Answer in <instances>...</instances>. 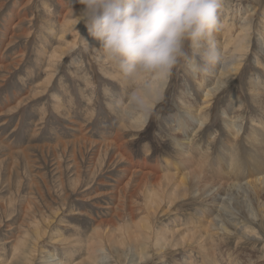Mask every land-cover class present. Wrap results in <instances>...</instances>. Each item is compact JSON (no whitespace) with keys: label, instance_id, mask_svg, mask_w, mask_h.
Returning <instances> with one entry per match:
<instances>
[{"label":"rangeland","instance_id":"obj_1","mask_svg":"<svg viewBox=\"0 0 264 264\" xmlns=\"http://www.w3.org/2000/svg\"><path fill=\"white\" fill-rule=\"evenodd\" d=\"M230 3L242 9L235 18L237 26L254 9L259 12L253 21L251 46L238 75L214 96L209 110L200 112L210 117L203 137L191 147L188 143L199 121L175 132L173 127H178L179 122L172 123V117L178 112L185 114L191 105L200 109L204 93L214 89L221 74L227 72L222 71L223 64L231 62V57L222 55L213 71L210 67L195 73L192 69L201 62L189 50V58L178 63L167 78L163 97L149 112L147 131L136 132L134 128L124 129L123 123L137 122V113L145 111L138 104L137 93L155 82L153 73L125 76L104 57L84 25L78 30L81 6L76 0H0V264H10L17 238L27 235L24 238L28 245H33L34 223L45 232L34 264L52 261L46 258L50 253L59 259L54 264H86L90 260L100 263L104 257L100 264H130L136 257L131 259L129 247L127 252L119 251H125L128 258L121 252L122 259L118 260V253L114 255L106 246L104 255L96 254L97 240L113 244L121 237V226L146 220H151L152 234L167 230V238L179 240L190 233L191 226L202 229L220 218L221 205L214 204L211 209L207 202L219 188L225 193L219 203L228 200L229 195L226 207L238 217L235 222H247V229L238 230L233 221H227L232 233L219 230L213 254L204 253L192 240L191 245L186 243L182 249L172 248L165 253L152 247L150 258L143 263L186 264L184 261L191 259L194 264H215L214 260L219 264H264L260 203L251 190L242 189L247 179L226 181L220 175L230 172L242 176L246 172L237 166H233L234 171L230 169L224 157L233 139L226 122L235 106L244 104L241 121L245 134L235 152L243 167L255 153L246 138L252 130L251 120L264 118L261 105L252 96L257 79L264 87V0ZM227 9L218 10L219 21ZM219 31L214 33V39L220 41L217 46L222 54ZM74 42L77 46L70 49ZM68 50L71 51L67 53ZM55 54H64L59 63L51 59ZM260 93L264 101V89ZM234 96H239L242 103L234 102ZM188 154L196 159L187 160ZM204 157L208 166L201 171L197 165ZM199 171L216 179L217 186L209 192L213 180L196 185L203 191L192 190L182 197L181 190L176 189L179 178L170 181L173 174L192 173L193 178V173ZM213 171L219 177L215 178ZM231 185L242 187L232 189ZM159 191L167 198L157 208L148 199ZM171 196L176 199L169 208ZM244 231L247 242L240 241ZM223 236L227 237L223 246L216 248ZM43 250L49 253L44 255Z\"/></svg>","mask_w":264,"mask_h":264},{"label":"bare ground","instance_id":"obj_2","mask_svg":"<svg viewBox=\"0 0 264 264\" xmlns=\"http://www.w3.org/2000/svg\"><path fill=\"white\" fill-rule=\"evenodd\" d=\"M230 1L231 0H221V7L220 8H223V9L229 8V9H227L226 14L224 16H222L223 20H220V28H219L220 29L219 33H221V38L223 40V42H221V45L224 46L222 55L232 58L231 62H229V63L225 62L223 64L222 71H227V72H225V73L221 72L222 73L221 77H220L221 79L218 80L219 82L217 81L216 85L214 86V89L206 90V92L204 93L203 98H202L203 103L200 106V109L199 108L195 109L196 106L194 105V107H192V105H191L189 110L185 114H183V113L181 114L178 112L172 117L173 118L172 123L175 124V123L179 122V123H177L179 125H180V123H183L180 126L178 125V127H173V130L175 132H177L179 129L186 130L187 128H189L191 126L192 123H194L197 120L199 121V123L197 124L198 127L196 130V133H195L194 137L192 136L193 137L192 141H190L188 143V146L190 144L191 147L194 144L195 140H197V139L200 140L201 137H203V133L205 132V126L207 125L208 118L210 117L206 114L200 115V112L209 110L214 104V102H213L214 96H216V94H218L219 91L221 89H223V87L225 88V86H227L228 83L231 82V80H232V78H234V76L238 75L239 71L241 70L243 61L245 59V54L248 53L247 50H249L250 46H251V43H250L251 40L250 39L252 37L251 32H252L253 21H254V17L257 16V14H259V12H257V10L254 9L253 12L251 11L250 16L244 18L243 22L240 23V26H237L236 25L237 19H235V18H236V16L237 17L239 16V13L241 12L242 9H241V6L238 7L237 5H232L230 3ZM231 15H233V16H231ZM82 25H83L82 23H80L78 25V30L79 29L81 30ZM262 26L263 27H261L262 28L261 33L262 32L264 33V23ZM262 38L264 39V35L262 36ZM219 42L220 41H216V44H219ZM77 44H78L77 42L71 43L69 45L70 49L76 47ZM221 45H220V48H222ZM217 47H219V46H217ZM96 50H97V48H96ZM69 51H71V50H68L67 53ZM63 55L64 54H62V55L55 54L51 59L57 60L55 62L59 63L62 60ZM229 65H231V67H227ZM215 66L216 65L212 66L211 71H213ZM194 72L196 73V71H194ZM134 78L137 79L138 77H134ZM151 78H154L155 82H153L152 85L148 89L141 90V92L137 93L138 104H139V106H142V109H145V111H142L144 113H142V112L137 113L139 120H137V122H135V123L134 122H128V123L124 122L123 123L124 129H128L130 127L131 129L134 128V129L138 130L136 132H140L143 129H144L143 130L144 132L147 131V129H145V128H147L150 124L149 112L156 107V105H157L156 102L159 101L163 97L164 91H165V85L167 82V79H163L161 77H159V78H161V79H159L158 75H156V74L154 75V73L151 75ZM252 86H253V88H252L253 99L257 100L256 104L258 103L259 105H261V107H262L261 111L263 112V115H264V101L261 100V98L259 97V95L261 94L260 92L264 89V87L262 86L260 80H258V79ZM124 87H123V89L126 92L127 90H125ZM233 101L236 103H242V100H240L239 96H234ZM243 106H244V104L242 106H239V105L235 106L236 108H234L232 115L229 116V119L226 122V130L228 131L229 136L233 139H231L232 143L230 144V147L229 148L227 147L229 149V152L224 153V157L227 159L226 163L229 165L230 169L232 167L233 171H234L233 166H237L243 170L246 169L245 170L246 172L242 176L240 174L236 175V174H232L230 172L228 174H225V175L224 174H220V175L222 176V179L226 180V181L232 180V179H241V178H243L244 180L247 179L246 187L245 186L242 187L240 185H238V186L231 185V186H229V188L235 189L238 187V189H239L242 187V189L245 188L247 191L251 190L254 194L255 200L260 203V207H259L260 209H258L257 207L256 208L258 209L260 216L263 218L264 217V205H263L264 204V118L259 117L258 120H255L254 118L251 120L250 127L252 130L250 133H248L246 135V138H247L248 142L250 144H252V148L254 147L255 153L251 154L250 162L248 164L245 163V167H243L241 165V163H238L236 158H235V152L237 151V153H238L237 147L239 146L240 139L245 134V133H243V130H242L243 129V122L241 121V116H242L241 111H242ZM131 109H136V108H131ZM133 112L135 113V111H133ZM140 113H142V115ZM192 113L193 114L196 113L197 115H192ZM187 116L191 117L190 120L188 119ZM186 117L188 120L186 119ZM175 126H177V125H175ZM254 149H253V151H254ZM191 151H192V149H191ZM194 156L196 157V155H194ZM187 157H189L190 159H196V158H192V156L190 154H188L186 156V159H187ZM207 157H204L201 160L202 164L197 165L198 167H200L201 171H203L204 167L208 166V165H205V163L208 161ZM197 160H199V159H197ZM196 162H197L196 164H198V161H196ZM251 168L254 169L253 170L254 172H251V170H250ZM215 171H213V172H215ZM213 172H212V174L214 175V174H216L217 171L215 173H213ZM191 174L192 173H190V174L188 173L187 175L173 174V178L170 179V181H173V179L176 176L179 178V179H177V181H179V182H178L176 189L181 190L182 195H183L182 197L188 196L189 193L202 192L203 191L202 186L205 185V183H208L209 181L213 180V183H212L213 187H211V190H209V192H212L213 189L218 184V182L217 183L215 182L216 179L214 180V179L209 178L208 176H206L207 174L201 175L200 171L195 172V174L193 173V175H194L193 178L191 177L192 176ZM218 175H216V176H218ZM216 176L214 175L215 178H217ZM189 177H191V179H189ZM195 180H196V182H195ZM156 181H158V180H156ZM196 185L197 186L202 185V186L196 188ZM221 189L222 188H219L218 193L217 194L215 193L214 197H210L209 201L207 200L208 203H211L210 204L211 209H213V207L215 206L214 204H217L216 206H218V205L224 206V207H221V206L219 207L218 212L220 211V213L218 214V216L220 218L212 220L209 223L208 227L204 226L202 229H198L199 227L191 226L188 230L190 232L189 234L181 236V238L179 240H173L172 241V239L167 238V236L164 234V233L169 232L167 230H164L165 232L161 233V234H158V233L152 234V232H151V230H152L151 220H146L143 223L142 222H132V224L128 225L127 227H125L124 225L120 227V232H121L120 236L121 237L117 241L113 242V244L104 243L105 240L104 241L103 240H97L99 243V247H97L96 250L94 249L96 251L95 253L96 254L98 253L99 255H104V253H106V249H105V246H106V247H108V250L111 249L110 251L114 255H115V253H118L117 259L119 260V259H122V253L125 254L127 252L126 247H129L128 250H130L132 253L131 259L133 260V258L136 257V259H134V261H131L130 264H147L148 261L146 263H143V262L145 260H147V257L150 258V256H149L150 255V249L152 247L155 248L157 250V252H159V253H165V251H168L172 248L175 251H176V249H182L184 244L189 243L192 240H195L194 243H198L197 246H199V248L202 249V251L204 253H207L208 251H210L213 254L214 249H215L213 244L215 242H218V236L217 235L219 233V230L223 233H225V232L226 233H232L231 230L229 229L228 224L226 223L227 221L228 222L233 221L231 223L234 225L235 228L238 227L237 228L238 230H240V228H242V227L244 229H247V227H248L247 222H243L244 225H241L239 223L241 219H239L238 222H235V219L238 220V217L236 218L235 213L233 211H231L229 206L226 207V202L229 201V195L227 197L228 200H223L222 203H219V200H222L221 197L225 196V193L223 194V191ZM242 189L240 191H242ZM192 190H194V191L192 192ZM171 192H172V190H171ZM205 194H207V193L205 192L203 194V196ZM149 197H150V199H148V200L151 201V202L150 201L149 202L152 205L156 206L157 208H159L160 204L163 201H165L167 198L160 191L151 193V195ZM174 199H176V197ZM174 199L172 196H171V199H168V205H170L169 208H171L173 206ZM224 213L229 214L230 217H226L224 215ZM262 218H261V220H262ZM219 219H221L223 221H221ZM250 223L253 224L254 221L252 220ZM34 224H35L34 229H36V234H35V236L31 237L34 239L33 243H32L33 245H31V246L28 245L26 239L24 238L27 235L22 236L23 238L22 237L17 238V240L15 241V246H14V250H13L14 255L11 259L10 264H34L35 252L37 250V247L41 243L40 241L45 236V232L43 231V229L40 228L39 224H37V223H34ZM253 233H254V231H253ZM245 235H247V233L244 231L243 236L240 237V241L245 240V237H244ZM254 236L257 238L256 233H254ZM225 238H227V237L223 236V237L219 238L220 242H219V244L216 245V248L223 246V240ZM108 240L109 239H106V241H108ZM245 241L247 242V240H245ZM246 242H243V243H246ZM189 244L186 245V247L189 246ZM203 244H204V246L206 245L209 247L204 248ZM120 249L125 250L126 252L121 251L122 252L121 253V252H119ZM46 253H49V252H46L45 250H43V254L46 255ZM56 256L57 255L50 253V256H48L46 258H51L52 261L46 262V264H54L56 262H59V259H57ZM96 256H98V255H96ZM126 256L128 258L127 253L125 254V257ZM206 256H207V254H206ZM190 257H188V258H190ZM211 257L213 258V256H211ZM90 258H95V256L90 257ZM104 259H106V257H104ZM104 259H101L100 263L103 262ZM214 261H215V264H219V261H216V260H214ZM184 262H186V264H194V262H192L191 259L185 260ZM209 262H211V261H209ZM100 263L98 260L97 261L96 260L95 261L90 260L86 264H100ZM60 264H64V263H60ZM79 264H82V263H79Z\"/></svg>","mask_w":264,"mask_h":264},{"label":"clouds","instance_id":"obj_3","mask_svg":"<svg viewBox=\"0 0 264 264\" xmlns=\"http://www.w3.org/2000/svg\"><path fill=\"white\" fill-rule=\"evenodd\" d=\"M77 19L125 76H171L181 60L208 71L222 60L214 39L221 0H76ZM88 44V41H84Z\"/></svg>","mask_w":264,"mask_h":264}]
</instances>
